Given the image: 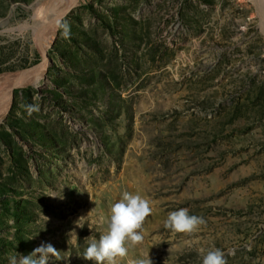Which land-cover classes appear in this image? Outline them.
<instances>
[{"label":"rangeland","instance_id":"374dc122","mask_svg":"<svg viewBox=\"0 0 264 264\" xmlns=\"http://www.w3.org/2000/svg\"><path fill=\"white\" fill-rule=\"evenodd\" d=\"M56 6L0 0V78L38 69L0 116V264H94L125 191L152 213L118 264H264V0H77L40 43ZM181 208L206 223L166 229Z\"/></svg>","mask_w":264,"mask_h":264},{"label":"clouds","instance_id":"9594fccd","mask_svg":"<svg viewBox=\"0 0 264 264\" xmlns=\"http://www.w3.org/2000/svg\"><path fill=\"white\" fill-rule=\"evenodd\" d=\"M151 213L152 202L148 198L139 193L123 192L119 201L111 205L106 231L99 239L90 237L85 240L88 246L83 259L94 264H118V258L127 257L130 247L143 242V225ZM205 223L202 216L192 215L189 209L181 208L168 213L164 226L174 233L192 234ZM200 254L202 264H226L224 252L219 248L201 249ZM50 258L59 259L60 251L51 243L42 242L29 255L17 253L9 256V264H50ZM128 264H153V261L148 255L130 260Z\"/></svg>","mask_w":264,"mask_h":264},{"label":"bare ground","instance_id":"6f19581e","mask_svg":"<svg viewBox=\"0 0 264 264\" xmlns=\"http://www.w3.org/2000/svg\"><path fill=\"white\" fill-rule=\"evenodd\" d=\"M57 3L54 11L46 17V24L41 27L42 29L38 33V40L41 43L44 36H52L53 32L56 29L59 21L63 18V16L68 12V10L77 2V0H55ZM244 1V0H242ZM51 10V8H50ZM44 30V31H43ZM45 68L44 66L41 69ZM38 73V72H37ZM39 75H43L42 72H39ZM33 74L25 75H14L8 77L0 78V116L5 115L10 107V96L12 94V90L16 86L28 85L33 82L32 80Z\"/></svg>","mask_w":264,"mask_h":264},{"label":"water","instance_id":"95a60500","mask_svg":"<svg viewBox=\"0 0 264 264\" xmlns=\"http://www.w3.org/2000/svg\"><path fill=\"white\" fill-rule=\"evenodd\" d=\"M30 72H31V74H33L32 80L34 81V76L38 72V69H36V70H29V72H25V73H27V74H25V76H27L28 74H30ZM19 73L20 72L16 73L15 76L16 75H19Z\"/></svg>","mask_w":264,"mask_h":264}]
</instances>
